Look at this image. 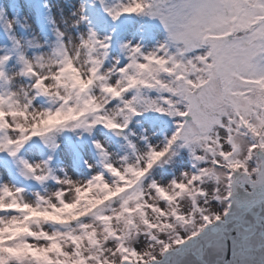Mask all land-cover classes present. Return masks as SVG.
<instances>
[{"label":"snow or ice","instance_id":"6c2138e0","mask_svg":"<svg viewBox=\"0 0 264 264\" xmlns=\"http://www.w3.org/2000/svg\"><path fill=\"white\" fill-rule=\"evenodd\" d=\"M41 10L53 38L34 43L32 34L44 32ZM0 85L6 174L9 160L37 173L42 165L33 161L45 149L49 167L91 165L105 128L125 121L150 144L162 133L165 145L174 141L165 149L170 163L150 168L147 180L158 188L199 185L207 197L215 183L202 174L209 167L226 172V181L242 172L264 186V0H0ZM101 117L105 127H94ZM17 195L0 187V264H71L58 236L32 227L67 221ZM188 201L174 198L183 213ZM211 203L219 210V200ZM168 206L158 202L161 211ZM149 243L137 234L122 264H143L132 256ZM106 246L116 254L113 241Z\"/></svg>","mask_w":264,"mask_h":264},{"label":"rangeland","instance_id":"374dc122","mask_svg":"<svg viewBox=\"0 0 264 264\" xmlns=\"http://www.w3.org/2000/svg\"><path fill=\"white\" fill-rule=\"evenodd\" d=\"M12 23L15 24L16 21L13 20ZM44 24L48 27L45 21ZM32 35L34 43L37 41L45 42V36L39 31ZM51 39L48 38L49 41ZM86 63L87 60H84L81 64V74L86 75L92 70L83 66ZM99 67L100 65L96 68ZM12 74L16 75L17 73L13 72ZM5 93H7V88L0 85V95ZM101 119L103 120L102 117ZM120 122L122 123V121ZM105 133V139L100 142V147L95 152L94 163H96L98 171L94 163L91 165L86 163L84 168L77 167L72 171L59 163H53L49 167L43 160V156L48 154L47 149H45L39 160L33 161V163L41 164V169L35 174L26 175L20 168L22 176H19L18 182L12 178L11 174H6L0 168V187L5 185L10 187L13 192L18 194L17 198L21 203L27 202L37 207L41 205L45 209L66 205L67 209L65 207L60 214H56L57 217L65 219L64 217L72 209H75L73 210L75 217H82V222L71 229H65L63 223L55 226L40 221L32 225L34 226L33 231L38 235L48 232L58 236L65 247V251L72 250L68 253L71 257V264H85V260L87 264H120L126 258L128 252H125V255L122 249L119 248L118 242L113 238H122L124 245H128V247H125L128 250L131 248V243L136 239L137 234L144 233L148 234L150 243L144 249L142 257L133 254L132 260L142 259L145 263L151 261L153 257L158 259L163 255L162 250L165 244L170 246L168 249L177 247L182 241L198 234L205 225L215 221L217 216L219 219L222 218L226 213L225 209L228 210L230 202L226 193H230V185L238 175L233 180L226 181V172L211 167L206 169L202 174L215 181L213 191L207 197L200 194L199 185L189 187L181 184L179 192H176L171 186L161 189L156 186V182L147 180V177L150 175V168L154 165L163 167L170 163V160L165 159L167 145L164 142L167 138L166 134L162 133L161 139L153 145L149 143L151 137L147 136L142 130L137 131L127 128L119 138L114 137L109 131H105ZM151 135L154 136L155 133ZM156 149H159V151H156ZM1 155L2 153H0ZM150 158L154 161L147 167L146 164H148ZM93 169L95 171H92ZM108 170L111 171L108 172ZM136 170H142L143 174L135 175ZM237 171L239 170L237 169ZM30 175L41 177V179H37L38 185L31 184L29 181ZM118 175L129 176L136 187L134 193L127 191L124 196L128 197L134 194L135 197L141 198V204L144 206L139 213L133 214L134 223L131 225L127 217L122 214L123 209L121 206L123 203L120 201V197L110 196L117 190L121 191L122 186L119 183ZM5 176L7 178H4ZM247 176L251 178V174ZM90 177L94 182L90 191H86L82 186L87 184ZM97 186L101 187L99 193L94 192ZM77 189L81 192V197L77 196ZM153 189L156 190V195H152ZM247 190H251L249 186ZM140 192H142V196ZM176 196H182L186 201L191 197L188 201L191 206L187 213H183L182 208L174 202ZM121 197L123 198V195ZM197 199L203 200L200 207L196 206ZM160 200L169 201L170 206L161 211L158 207ZM213 200H219V210H217V206L211 203ZM82 204H84L83 207L93 208L86 212V209L77 207ZM97 212L109 217V220L104 222L105 226H102L101 222L96 220ZM53 214L55 216V213ZM161 216H165L167 219L161 221ZM69 236H72L79 243L81 254L77 253L79 254L78 257H76L74 245L69 241ZM110 240L116 244V254L113 253V249L106 246Z\"/></svg>","mask_w":264,"mask_h":264},{"label":"water","instance_id":"95a60500","mask_svg":"<svg viewBox=\"0 0 264 264\" xmlns=\"http://www.w3.org/2000/svg\"><path fill=\"white\" fill-rule=\"evenodd\" d=\"M240 178L233 183L224 220L208 225L198 236L149 264H264V186L259 180Z\"/></svg>","mask_w":264,"mask_h":264},{"label":"trees","instance_id":"16d2710c","mask_svg":"<svg viewBox=\"0 0 264 264\" xmlns=\"http://www.w3.org/2000/svg\"><path fill=\"white\" fill-rule=\"evenodd\" d=\"M94 66L95 67H98L99 66V63H95L94 64ZM95 120H97V119H95ZM95 120L93 121V124L95 123ZM96 124H97V122H96ZM95 125V124H94ZM96 126H98V127H104V126H102V125H96ZM106 130H107V128H105ZM133 180H131L130 178H129V176L126 178V180H125V183H121L120 182V185L123 187V188H126V189H130V190H132V185H133ZM91 186V188H92V185H90ZM100 186H97L96 188H95V190L96 191H94V192H97V193H99V190H100ZM133 191V190H132ZM113 194V193H112ZM111 194V195H112ZM110 195V196H111ZM98 204V203H97ZM83 205L84 204H82V205H80V206H77V207H81V208H83V209H86V212L87 211H89L90 209H92L93 207H89V208H87V207H83ZM125 207H136V208H139L140 207V205H139V200L135 197V195H131V196H128L127 197V199H126V202H125ZM73 210H75V209H72V211L70 212V213H68L66 216L67 217H71V216H74V214H73Z\"/></svg>","mask_w":264,"mask_h":264}]
</instances>
